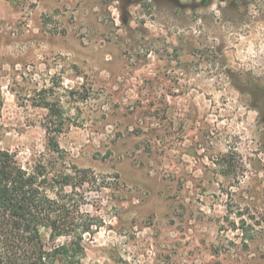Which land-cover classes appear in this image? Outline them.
Segmentation results:
<instances>
[{
  "label": "rangeland",
  "instance_id": "374dc122",
  "mask_svg": "<svg viewBox=\"0 0 264 264\" xmlns=\"http://www.w3.org/2000/svg\"><path fill=\"white\" fill-rule=\"evenodd\" d=\"M0 150L90 171L74 264H264V0H0Z\"/></svg>",
  "mask_w": 264,
  "mask_h": 264
},
{
  "label": "trees",
  "instance_id": "16d2710c",
  "mask_svg": "<svg viewBox=\"0 0 264 264\" xmlns=\"http://www.w3.org/2000/svg\"><path fill=\"white\" fill-rule=\"evenodd\" d=\"M47 149L60 154L55 137L48 138ZM52 168L45 158L24 167L14 153L0 150V264L78 263L83 236L101 226L82 210V190L93 184L90 171ZM45 235L69 241L47 247Z\"/></svg>",
  "mask_w": 264,
  "mask_h": 264
}]
</instances>
